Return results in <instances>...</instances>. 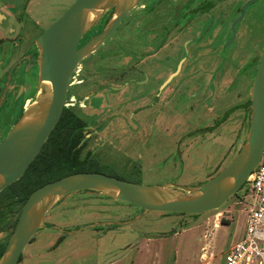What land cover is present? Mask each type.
I'll return each mask as SVG.
<instances>
[{
  "label": "rangeland",
  "instance_id": "rangeland-1",
  "mask_svg": "<svg viewBox=\"0 0 264 264\" xmlns=\"http://www.w3.org/2000/svg\"><path fill=\"white\" fill-rule=\"evenodd\" d=\"M75 1H33L29 9L38 23L33 36L47 30ZM211 1L204 6L205 15L198 17L179 39L180 44L172 49L169 46L157 55H171L175 61H183L186 70L192 67V76L186 79L179 75L177 79L166 80L162 84V89H166L156 96L142 92L139 87L123 95L118 88L131 76L122 78L119 73L129 65L140 63L142 57L138 54L152 51L154 36L149 31L154 26L155 14L148 22L139 23L140 26L125 19L108 42L82 61L69 83L66 102L88 124L82 158L90 152L92 161L82 166L84 172L99 171L145 185L197 186L217 175L235 158L249 129L250 89L264 46V0L249 6L236 26L235 38L232 25L240 18L247 0ZM107 20L108 17L105 23ZM187 40L189 44L185 43ZM202 69L215 74L221 72V78L193 73ZM236 75L238 78L234 80ZM101 78L106 80L98 83ZM233 81L236 84L227 89ZM156 83L159 86L158 80ZM138 104L146 107L140 108ZM235 105L244 108L230 114L219 130L207 131L215 116L228 113ZM10 118L5 113L0 115V121ZM2 126L4 139L12 125ZM62 175L64 172L54 173L48 179L58 180ZM27 181L23 178L0 195L17 194ZM38 181L33 177L29 189L38 185ZM246 185L220 210L200 216L160 212L142 215L137 206L86 191L58 202L48 216L57 213L58 221L78 222V226L137 218L132 224L114 226L113 233L95 241L91 240L92 228L68 237L58 251L60 255L74 256L72 244L78 242V264H102L103 260L111 264L125 251L126 258L114 264H220L246 224L245 205L250 200L245 193ZM15 213L16 210L4 211L10 218ZM8 236L4 231L0 240ZM34 239L36 244L28 245L24 251L25 264H34L35 261H28L34 252H43L50 240L43 230ZM147 240L154 241L150 243L151 253L146 248ZM138 244H143L142 248Z\"/></svg>",
  "mask_w": 264,
  "mask_h": 264
},
{
  "label": "water",
  "instance_id": "water-1",
  "mask_svg": "<svg viewBox=\"0 0 264 264\" xmlns=\"http://www.w3.org/2000/svg\"><path fill=\"white\" fill-rule=\"evenodd\" d=\"M258 1L251 0L244 5L241 17L232 25L233 38L236 37V26L248 7ZM138 2L76 0L38 37L39 93L0 144V193L25 175L57 127L76 69L111 38ZM112 9L114 13L104 29L79 46L85 35ZM250 102L249 129L244 145L235 158L207 182L198 186H154L99 172L74 173L48 182L33 191L23 205L0 264H18L31 239L44 227L46 215L58 202L82 191L137 206L142 209V215L160 212L200 216L220 210L245 186L264 152V46L250 89ZM136 219L127 224L134 223ZM105 224L114 223H96L90 227Z\"/></svg>",
  "mask_w": 264,
  "mask_h": 264
},
{
  "label": "flooded vegetation",
  "instance_id": "flooded-vegetation-1",
  "mask_svg": "<svg viewBox=\"0 0 264 264\" xmlns=\"http://www.w3.org/2000/svg\"><path fill=\"white\" fill-rule=\"evenodd\" d=\"M33 1L36 0H0V115L5 113L6 116L11 117L9 121H0V144L5 140L6 137L5 135L3 139L2 125H12L9 127V130L12 129L22 117L24 112L29 108V106L34 103L36 96L39 93V64L37 61L39 57V49L37 47L36 41L38 37L46 30L41 31L36 37L33 36L34 31L38 26V23L34 20L32 15L33 11L29 9ZM249 1L251 0H247V2ZM211 3H213L211 0H139L137 7L134 8L124 18V20L128 18L129 24H136V26H138L139 23H143L144 20L147 21L148 18H151V16L155 14L154 26L149 31V33L153 34L154 36V40L151 42L153 49L151 52L138 54L141 55L140 57H142L140 62L141 67L140 63L132 64L129 65L127 69L124 68V72L119 73L122 78H125V76L131 74L130 78L125 80L127 82H123V84L118 87L121 89L120 91L123 92V95L127 94L128 92H134V90L136 91L137 87H139L141 88L142 92L149 91L151 95L156 96L159 94V92L166 89H162V84L166 80H169L170 78L173 80L179 75L185 76L186 79H189L192 76L190 73L192 67H188L186 70V64L183 61H175V58L171 55H166L163 57H158L157 55L161 54L169 46L170 49H172L174 45L180 44L179 39L182 38L183 34H185V32L190 28L191 24H193L196 19H199L205 15V12H203L204 6ZM195 4H197V6L193 7ZM113 13L114 9L107 13L92 28V30L87 35H85L79 46L84 45L93 36L99 34L104 29ZM107 17L108 20L105 23V19ZM185 43L189 44V41L187 40ZM193 73L195 75L201 73L202 77H207V75H210L213 78L215 76L216 80L221 78V72H217L215 74L213 72L207 71L206 69H202ZM138 76L140 79H138ZM140 76H142V78ZM163 77L166 79H163ZM237 78L238 77L236 75L234 80ZM104 79L105 78H101L98 80V83H102L106 80ZM157 80L159 81V86L156 83ZM235 84L236 82L233 81V83L230 84L227 89H230ZM109 87L113 89L112 86ZM138 105L140 108L146 107L144 104ZM151 106L152 105H150V107ZM65 108L69 109L67 106H65ZM243 108V105H235L229 110L228 113L215 116L213 119V125L206 127L207 131L219 130L230 118V114L236 113L237 111H242ZM11 120H13L12 124H10ZM27 172L28 170L20 180L25 178ZM30 182L31 180L28 179L27 183L21 188L22 193L29 189L28 185ZM8 188H6L4 191H6ZM4 191H2L0 194H2ZM92 195L97 197H106L101 195ZM20 206V198L11 197L10 199H7V195H0V234L4 231H7L9 234L6 240H0V259L7 247L9 238L16 227L21 211L19 210ZM12 208L16 209V213L13 214L11 218L6 217L4 215L5 209H8L9 213H14V210H10ZM108 210L110 211L111 209ZM57 216V213H53L52 215L50 214V216H48V214L46 215L44 227L39 231H45L46 238H50V240L48 241L46 247H44L43 252H34L30 258L31 261L29 260L28 262L32 263L35 261L34 264H78V242L72 244V247L75 251L74 256H67L65 254L60 255V251H58L59 248L67 242L68 237H74L80 230H82V228L88 227L93 229L94 233L91 235V240L95 241L98 237L108 236L110 233H113L116 230H113V227L119 226L115 223H121L122 225L129 222H117L116 220H113L112 223L114 224L90 227L96 223L86 222V224L84 223V225L80 226H78V222L66 224L65 222L58 221ZM109 221L110 220H106V222ZM107 227H109V229H105ZM166 237L167 236H161L160 238L167 239ZM36 242L37 241L33 237L28 245L33 247ZM4 246L5 248L2 250ZM126 253L127 251L119 256V258L111 261V264H114L119 260H124L128 254ZM25 261L26 257H24L23 252L20 256L18 264H25ZM72 261L73 263H70ZM107 261L108 260H103L102 264H106Z\"/></svg>",
  "mask_w": 264,
  "mask_h": 264
},
{
  "label": "trees",
  "instance_id": "trees-1",
  "mask_svg": "<svg viewBox=\"0 0 264 264\" xmlns=\"http://www.w3.org/2000/svg\"><path fill=\"white\" fill-rule=\"evenodd\" d=\"M250 104L251 102L249 100L248 107ZM250 112L249 110V113ZM87 128L88 124L81 117L72 110L65 108L60 122L44 145L40 154L30 165L27 175L25 176V178L30 180L33 177L34 179H40V181L36 182L38 185H35L32 189H28L23 193L20 189L15 192L17 194H8L7 199L11 197L20 198L21 206L19 210H21L33 191L48 182L57 180H49L48 178L50 175L64 172V175L58 178L60 179L70 174L84 172L82 166L92 161V154L90 152L85 158H82V153L87 146V142H84ZM10 210L16 209L12 208ZM4 248L5 246L2 250H4Z\"/></svg>",
  "mask_w": 264,
  "mask_h": 264
},
{
  "label": "built area",
  "instance_id": "built-area-1",
  "mask_svg": "<svg viewBox=\"0 0 264 264\" xmlns=\"http://www.w3.org/2000/svg\"><path fill=\"white\" fill-rule=\"evenodd\" d=\"M66 106L69 108L67 102ZM246 183L245 193L250 200L245 205L248 215L244 232L231 244L221 264H264V152Z\"/></svg>",
  "mask_w": 264,
  "mask_h": 264
},
{
  "label": "crops",
  "instance_id": "crops-1",
  "mask_svg": "<svg viewBox=\"0 0 264 264\" xmlns=\"http://www.w3.org/2000/svg\"><path fill=\"white\" fill-rule=\"evenodd\" d=\"M90 95H88V97H89ZM97 96H99V95H97ZM87 97V96H86ZM85 97V98H86ZM223 227V225L221 226V228ZM245 227V226H244ZM243 232H244V228H243V230H242V233H241V235L239 234V235H237V237H236V240H234V241H232V243H234V242H236V241H238L241 237H242V235H243ZM160 240H162V239H160ZM163 240H165V239H163ZM146 241V240H145ZM154 241H152V240H147V242H145V244H146V248L147 249H149V251H150V253H151V247H152V244H150V243H153ZM231 243V244H232ZM143 244H138V246L140 247V246H142ZM140 248H142V247H140ZM145 248V249H146ZM144 250V249H143ZM216 253V252H215ZM148 254V253H147ZM139 258H140V256H139ZM208 260H209V263H210V254H209V258H208ZM177 262H178V260H177ZM208 263V262H207ZM177 264V263H176ZM221 264V263H220Z\"/></svg>",
  "mask_w": 264,
  "mask_h": 264
},
{
  "label": "bare ground",
  "instance_id": "bare-ground-1",
  "mask_svg": "<svg viewBox=\"0 0 264 264\" xmlns=\"http://www.w3.org/2000/svg\"><path fill=\"white\" fill-rule=\"evenodd\" d=\"M45 84H47V85H48L49 83H45Z\"/></svg>",
  "mask_w": 264,
  "mask_h": 264
}]
</instances>
